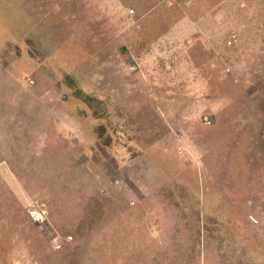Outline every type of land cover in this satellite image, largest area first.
Masks as SVG:
<instances>
[{
  "label": "rangeland",
  "instance_id": "374dc122",
  "mask_svg": "<svg viewBox=\"0 0 264 264\" xmlns=\"http://www.w3.org/2000/svg\"><path fill=\"white\" fill-rule=\"evenodd\" d=\"M0 264H264V0H0Z\"/></svg>",
  "mask_w": 264,
  "mask_h": 264
},
{
  "label": "trees",
  "instance_id": "16d2710c",
  "mask_svg": "<svg viewBox=\"0 0 264 264\" xmlns=\"http://www.w3.org/2000/svg\"><path fill=\"white\" fill-rule=\"evenodd\" d=\"M18 47H20V46H17V48ZM75 96L77 98L86 96V98L84 99V102L88 103V101H91V105L93 106L92 108L96 110L97 115H99L100 111H102L104 109L102 101L97 100V99H93L92 96L84 93L83 90H79L78 92H76ZM102 131H103V134H105L106 128L104 126H102Z\"/></svg>",
  "mask_w": 264,
  "mask_h": 264
},
{
  "label": "built area",
  "instance_id": "2783aa9c",
  "mask_svg": "<svg viewBox=\"0 0 264 264\" xmlns=\"http://www.w3.org/2000/svg\"><path fill=\"white\" fill-rule=\"evenodd\" d=\"M37 216H39V214H38L37 212H35V214H34V216H33V217H35V218H36V220H39V218H38Z\"/></svg>",
  "mask_w": 264,
  "mask_h": 264
},
{
  "label": "clouds",
  "instance_id": "9594fccd",
  "mask_svg": "<svg viewBox=\"0 0 264 264\" xmlns=\"http://www.w3.org/2000/svg\"><path fill=\"white\" fill-rule=\"evenodd\" d=\"M41 220L39 219V222H40ZM40 224H41V222H40Z\"/></svg>",
  "mask_w": 264,
  "mask_h": 264
}]
</instances>
